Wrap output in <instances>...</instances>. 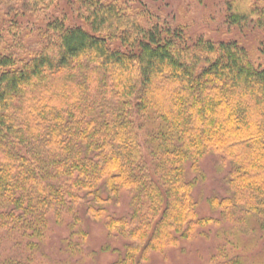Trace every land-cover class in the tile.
<instances>
[{
  "label": "trees",
  "instance_id": "16d2710c",
  "mask_svg": "<svg viewBox=\"0 0 264 264\" xmlns=\"http://www.w3.org/2000/svg\"><path fill=\"white\" fill-rule=\"evenodd\" d=\"M75 1L87 27L58 0H0V245L14 252L0 264L73 256L92 222L121 243L113 264L210 236L240 204L264 226V68L237 42L146 26L124 0ZM227 5L229 22L264 26V7ZM210 151L235 157L204 217Z\"/></svg>",
  "mask_w": 264,
  "mask_h": 264
},
{
  "label": "rangeland",
  "instance_id": "374dc122",
  "mask_svg": "<svg viewBox=\"0 0 264 264\" xmlns=\"http://www.w3.org/2000/svg\"><path fill=\"white\" fill-rule=\"evenodd\" d=\"M75 0H58V7L65 9L72 16L70 23H78L87 27L84 18L78 11L72 10L71 2ZM136 1V2H135ZM124 0L132 5L130 9L137 12L139 19L147 26L149 23L142 17L160 18V21H169L172 24L183 27L184 31L193 39L204 37L215 43L237 42L238 46L244 48L249 59L257 66L264 68V26L257 20L250 18L241 24L229 22L228 5L239 3L240 8L249 10L251 6L258 9L264 7V0ZM76 2V1H75ZM150 8L152 10H150ZM142 15V16H141ZM228 107L232 106V102ZM235 155H220L210 151L201 159V177L205 179L198 183L195 195L198 199V212L200 216L210 217L214 213V205L208 201L210 195L220 191L223 179L228 176L231 161ZM248 153L241 156V160H247ZM249 168L251 164H245ZM262 172L258 175H264ZM241 204L239 205V207ZM233 214L218 218L219 222H211L204 226L210 231V236H200L195 241H186L183 247H169L163 251L156 250L144 264H264V242L259 239L263 225L259 224L258 218L252 214L246 215L245 211H237ZM216 216V215H214ZM218 217V215L216 216ZM214 217V218H216ZM258 223V224H257ZM89 235L86 238L85 249L72 251L73 256L65 252L48 250L46 264H113L119 260L121 254V243L109 237L107 229L100 223L88 224ZM54 234V239L55 236ZM108 241L111 247L104 249ZM0 245V260L9 256L12 252L10 246ZM226 245L224 254L220 248ZM14 253V252H13ZM11 253V254H13ZM10 254V255H11ZM64 254V255H63ZM219 254V255H218ZM223 255L221 257L220 255ZM45 257L46 255L43 254ZM68 255L70 259L67 258ZM226 255V256H225ZM41 257V255H39ZM242 257L240 261L232 258ZM68 259V262H64Z\"/></svg>",
  "mask_w": 264,
  "mask_h": 264
}]
</instances>
